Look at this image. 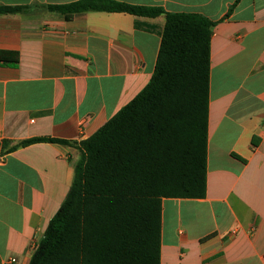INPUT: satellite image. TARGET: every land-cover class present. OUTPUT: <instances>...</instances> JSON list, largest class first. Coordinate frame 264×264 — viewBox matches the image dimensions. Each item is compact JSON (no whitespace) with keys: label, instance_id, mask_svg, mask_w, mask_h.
<instances>
[{"label":"crops","instance_id":"obj_1","mask_svg":"<svg viewBox=\"0 0 264 264\" xmlns=\"http://www.w3.org/2000/svg\"><path fill=\"white\" fill-rule=\"evenodd\" d=\"M78 0H0L3 6ZM201 15L210 36L206 194L163 199L160 264H264V0H114ZM164 16L0 15V264H28L93 135L149 82ZM50 137L69 144L24 140Z\"/></svg>","mask_w":264,"mask_h":264},{"label":"trees","instance_id":"obj_2","mask_svg":"<svg viewBox=\"0 0 264 264\" xmlns=\"http://www.w3.org/2000/svg\"><path fill=\"white\" fill-rule=\"evenodd\" d=\"M69 21L89 12L164 16L148 84L93 135L79 143L69 192L28 264H160L163 199L206 194L210 36L214 22L114 0L62 5H0V15L35 8ZM0 51V62L16 66ZM69 144L50 137L24 140Z\"/></svg>","mask_w":264,"mask_h":264},{"label":"rangeland","instance_id":"obj_3","mask_svg":"<svg viewBox=\"0 0 264 264\" xmlns=\"http://www.w3.org/2000/svg\"><path fill=\"white\" fill-rule=\"evenodd\" d=\"M34 11H36V10H39V11H44L42 8H35V9H33Z\"/></svg>","mask_w":264,"mask_h":264},{"label":"built area","instance_id":"obj_4","mask_svg":"<svg viewBox=\"0 0 264 264\" xmlns=\"http://www.w3.org/2000/svg\"><path fill=\"white\" fill-rule=\"evenodd\" d=\"M3 140V136L2 134H0V142Z\"/></svg>","mask_w":264,"mask_h":264}]
</instances>
